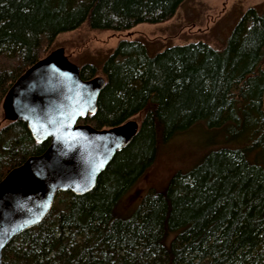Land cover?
I'll return each mask as SVG.
<instances>
[{
	"label": "trees",
	"instance_id": "obj_1",
	"mask_svg": "<svg viewBox=\"0 0 264 264\" xmlns=\"http://www.w3.org/2000/svg\"><path fill=\"white\" fill-rule=\"evenodd\" d=\"M184 0H0V112L17 77L84 25L127 30L171 18ZM264 15L249 8L220 49L174 45L149 56L121 39L102 65L97 109L80 119L108 128L140 115L89 192L58 191L37 225L14 236L2 264H264ZM81 77L97 74L84 63ZM206 119L231 122L245 145L208 152L164 191L150 190L129 217L116 207L157 158L159 145ZM49 140L26 122L0 126V180Z\"/></svg>",
	"mask_w": 264,
	"mask_h": 264
},
{
	"label": "water",
	"instance_id": "obj_2",
	"mask_svg": "<svg viewBox=\"0 0 264 264\" xmlns=\"http://www.w3.org/2000/svg\"><path fill=\"white\" fill-rule=\"evenodd\" d=\"M62 51L32 63L1 103L6 121L26 122L33 138L49 140V145L0 180V264L6 244L45 218L58 191L82 195L92 190L139 128V121L132 118L108 128L80 123L96 111L105 78H82L80 66L59 60Z\"/></svg>",
	"mask_w": 264,
	"mask_h": 264
},
{
	"label": "rangeland",
	"instance_id": "obj_3",
	"mask_svg": "<svg viewBox=\"0 0 264 264\" xmlns=\"http://www.w3.org/2000/svg\"><path fill=\"white\" fill-rule=\"evenodd\" d=\"M249 8L264 15V0H184L174 15L163 22H142L123 31H98L84 25L59 34L51 50L62 49L58 57L64 63L80 67L90 63L97 68L96 75H102L103 63L121 39L142 44L149 56L174 45L198 42L220 49ZM140 118V115L132 117L137 121ZM5 121L1 110L0 126ZM231 125V122L210 125L201 119L160 144L154 163L121 198L117 214L129 217L150 190L164 191L177 171L188 172L211 150L245 145L246 136H237Z\"/></svg>",
	"mask_w": 264,
	"mask_h": 264
}]
</instances>
